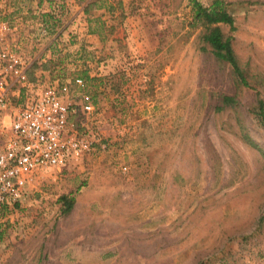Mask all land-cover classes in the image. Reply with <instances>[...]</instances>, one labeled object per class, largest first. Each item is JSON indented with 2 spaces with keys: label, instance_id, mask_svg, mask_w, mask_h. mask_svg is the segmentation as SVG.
Segmentation results:
<instances>
[{
  "label": "rangeland",
  "instance_id": "374dc122",
  "mask_svg": "<svg viewBox=\"0 0 264 264\" xmlns=\"http://www.w3.org/2000/svg\"><path fill=\"white\" fill-rule=\"evenodd\" d=\"M87 1L0 0L29 79L89 94L99 136L2 211L0 264H264V0H224L234 28L218 24L248 86L189 0Z\"/></svg>",
  "mask_w": 264,
  "mask_h": 264
},
{
  "label": "built area",
  "instance_id": "2783aa9c",
  "mask_svg": "<svg viewBox=\"0 0 264 264\" xmlns=\"http://www.w3.org/2000/svg\"><path fill=\"white\" fill-rule=\"evenodd\" d=\"M14 32L0 17V214L21 200L38 172L78 159L99 139L87 125L95 110L90 95L77 100L66 84L31 81L29 64L10 43Z\"/></svg>",
  "mask_w": 264,
  "mask_h": 264
},
{
  "label": "trees",
  "instance_id": "16d2710c",
  "mask_svg": "<svg viewBox=\"0 0 264 264\" xmlns=\"http://www.w3.org/2000/svg\"><path fill=\"white\" fill-rule=\"evenodd\" d=\"M120 5L122 1H117ZM191 4V22L194 25H201L204 28V38L211 48L213 55L220 61L227 62L241 85L248 86L249 80L246 75V69L240 63V60L236 56L232 47V36L225 35L218 24H228L231 29L234 28V18L227 8V3L224 0H212L209 5H204L198 0H189ZM97 0H90L83 6V11L89 13L92 8H98ZM43 20L51 22L53 27H59V19L54 15L52 11L42 14ZM95 31L90 28L89 32ZM84 78H89L88 71L85 69L82 73ZM255 82L264 88V77L255 75ZM253 79V78H252ZM224 104L234 102L233 97L225 95L223 97ZM259 114L264 116V102L259 100L258 104ZM62 211H69L74 204V197L62 194L59 197ZM18 203H16L17 205Z\"/></svg>",
  "mask_w": 264,
  "mask_h": 264
},
{
  "label": "crops",
  "instance_id": "0c3cea01",
  "mask_svg": "<svg viewBox=\"0 0 264 264\" xmlns=\"http://www.w3.org/2000/svg\"><path fill=\"white\" fill-rule=\"evenodd\" d=\"M41 1V0H40Z\"/></svg>",
  "mask_w": 264,
  "mask_h": 264
}]
</instances>
